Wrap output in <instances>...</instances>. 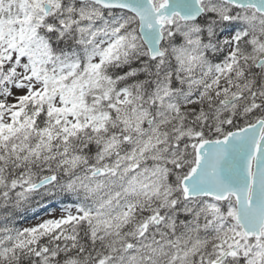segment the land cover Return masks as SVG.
<instances>
[{"label":"snow or ice","instance_id":"snow-or-ice-1","mask_svg":"<svg viewBox=\"0 0 264 264\" xmlns=\"http://www.w3.org/2000/svg\"><path fill=\"white\" fill-rule=\"evenodd\" d=\"M0 264H264V0H0Z\"/></svg>","mask_w":264,"mask_h":264}]
</instances>
